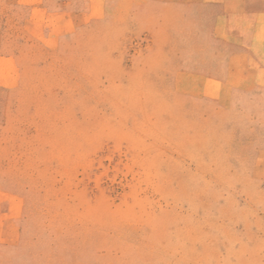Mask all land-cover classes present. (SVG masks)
Returning a JSON list of instances; mask_svg holds the SVG:
<instances>
[{"label": "rangeland", "instance_id": "obj_1", "mask_svg": "<svg viewBox=\"0 0 264 264\" xmlns=\"http://www.w3.org/2000/svg\"><path fill=\"white\" fill-rule=\"evenodd\" d=\"M0 264H264V0H0Z\"/></svg>", "mask_w": 264, "mask_h": 264}]
</instances>
